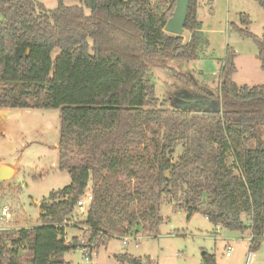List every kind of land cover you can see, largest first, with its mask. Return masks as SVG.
I'll return each instance as SVG.
<instances>
[{
  "label": "trees",
  "instance_id": "1",
  "mask_svg": "<svg viewBox=\"0 0 264 264\" xmlns=\"http://www.w3.org/2000/svg\"><path fill=\"white\" fill-rule=\"evenodd\" d=\"M57 1L48 10L35 0H0V110H60V169L71 177L68 187L40 203L41 226L0 232V264H66L63 254L93 251L116 235L155 234L164 201L185 210L188 219L202 214L223 229L250 231L249 253L259 251L264 84L233 81L232 48L220 71V112L198 111L186 91L167 108L151 82L152 67L202 56L199 0H191L188 42L165 31L176 0ZM255 1L264 10V0ZM240 22L245 30L233 28L256 44L264 71V34L248 31L247 15ZM178 147L183 151L174 161ZM90 184L86 244L78 238L68 243L66 229ZM24 251L30 257L22 261ZM115 258L143 264L129 255ZM202 264H218L216 255L203 253Z\"/></svg>",
  "mask_w": 264,
  "mask_h": 264
},
{
  "label": "rangeland",
  "instance_id": "2",
  "mask_svg": "<svg viewBox=\"0 0 264 264\" xmlns=\"http://www.w3.org/2000/svg\"><path fill=\"white\" fill-rule=\"evenodd\" d=\"M35 1L48 10L58 7L57 0ZM65 4L79 5L70 0ZM241 14L250 18L248 31L262 38L264 10L255 0H199L198 20L203 21L206 42L201 55L205 57L187 64L169 62L165 68H151L156 97L160 101H168L167 108H172L169 106L171 98L186 91L212 100L208 105H197L198 111H210L212 104L222 109L220 70L228 48L237 53V73L233 81L239 86L249 87L264 84L258 47L253 40L242 37L233 28L236 24L245 30L240 22ZM190 37L191 33L185 31L184 41L188 42ZM4 118L0 113V165H12L9 167H15L17 174L0 184V232H16L41 226L40 203L51 193L68 187L71 177L60 169V110L9 109ZM148 138L152 136L149 134ZM182 151L183 148L178 147L174 161ZM210 153L214 155L216 152ZM91 188L92 184L87 192H92ZM6 206L12 212L9 224L2 220V210ZM175 207L167 201L161 204L159 216L163 222L157 233L147 235L142 231V236L130 238L126 243L116 235L95 249L92 252L94 264H119L115 256L122 255L141 258L143 264H202L205 252L216 255L218 264H264V243L253 256L249 253L246 232L223 229L202 214H194L188 219L185 210ZM86 216V210L75 209L66 229L68 243L75 238L83 239L88 230ZM228 247H232L231 257H226ZM84 256V251L77 249L63 254L62 259L66 264H80ZM28 257V251L21 252L22 261Z\"/></svg>",
  "mask_w": 264,
  "mask_h": 264
},
{
  "label": "water",
  "instance_id": "3",
  "mask_svg": "<svg viewBox=\"0 0 264 264\" xmlns=\"http://www.w3.org/2000/svg\"><path fill=\"white\" fill-rule=\"evenodd\" d=\"M191 0H176V9L172 16V18L168 21L165 31L171 35L182 37L185 32V25L188 18V12L190 9ZM188 101L193 104H200L205 105L206 102L210 104L212 103V100H209V98H202L197 93L194 95H187ZM190 99L192 101H190ZM222 104V103H221ZM216 109H220V106L218 108H215V106L211 105V110L214 112H220V110L216 111ZM15 174V170L9 166H1L0 167V184L3 182L9 180L13 175ZM167 177H169V173L167 174ZM92 247L90 246L89 249Z\"/></svg>",
  "mask_w": 264,
  "mask_h": 264
},
{
  "label": "built area",
  "instance_id": "4",
  "mask_svg": "<svg viewBox=\"0 0 264 264\" xmlns=\"http://www.w3.org/2000/svg\"><path fill=\"white\" fill-rule=\"evenodd\" d=\"M93 202V195L91 192H85V194L83 196H81L77 202V206L76 208H80L82 210H88V208L90 207L91 203ZM11 209L9 207H4L3 210H2V220L6 223L9 224V221L11 220L12 218V214H11ZM4 230V229H3ZM131 237H124V242L126 243ZM132 239V238H131ZM80 243L82 245H85L86 244V241L83 240V239H80ZM85 249V250H84ZM84 251V261L80 264H94L93 262V256H92V252L94 251H91L89 250V248H83L82 249ZM231 254H232V247H229L228 250H227V253H226V257H231Z\"/></svg>",
  "mask_w": 264,
  "mask_h": 264
},
{
  "label": "crops",
  "instance_id": "5",
  "mask_svg": "<svg viewBox=\"0 0 264 264\" xmlns=\"http://www.w3.org/2000/svg\"><path fill=\"white\" fill-rule=\"evenodd\" d=\"M243 15H245V14H243ZM200 22H201V24H203V21H202V19H200L199 20ZM202 32H203V30H202ZM202 57V56H201ZM205 57V55L202 57V58H204ZM184 64H187V63H184ZM221 67H222V65H221ZM221 71V70H220ZM7 110H9V109H2V110H0V113L2 114V116H3V118H4V113L7 111ZM4 121H5V118H4ZM8 166V164H2V165H0V167L1 166ZM9 166H12V165H9ZM13 169H15V175L17 174V169L15 168V167H13ZM251 232L250 231H246V239H247V245H248V248L250 247V241H251ZM229 248V247H228ZM228 250V249H227ZM227 253V252H226ZM252 255V254H251ZM253 256H256V254H254L253 253Z\"/></svg>",
  "mask_w": 264,
  "mask_h": 264
},
{
  "label": "flooded vegetation",
  "instance_id": "6",
  "mask_svg": "<svg viewBox=\"0 0 264 264\" xmlns=\"http://www.w3.org/2000/svg\"><path fill=\"white\" fill-rule=\"evenodd\" d=\"M208 104H209V102H208V103L206 102V105H208ZM197 105H198V104H197Z\"/></svg>",
  "mask_w": 264,
  "mask_h": 264
}]
</instances>
